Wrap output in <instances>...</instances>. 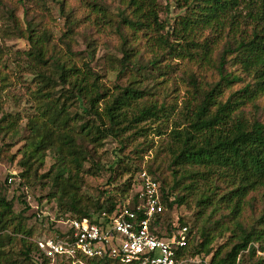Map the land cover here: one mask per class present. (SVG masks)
<instances>
[{
	"label": "trees",
	"instance_id": "16d2710c",
	"mask_svg": "<svg viewBox=\"0 0 264 264\" xmlns=\"http://www.w3.org/2000/svg\"><path fill=\"white\" fill-rule=\"evenodd\" d=\"M125 2L129 15H121V24L132 32H142L148 37L146 43L156 51L196 67L187 76L189 98L182 101L180 108L168 112L163 105L147 100L150 93L145 88L133 86L154 78L150 72H159L162 54L143 63L140 55L134 56L133 48H122L120 73L132 69L141 79H134L109 95L88 63L76 66L68 54L46 60V39L28 29L23 35L30 44L27 56L38 64L50 62L56 77L41 75L43 86L35 96L37 114L27 125L33 141L28 144V156L21 165L27 171L31 159L40 160L49 151L56 159L50 169L51 178H80L86 159L82 140L101 143L108 137H119L130 127L149 120L162 121L175 113L170 132L157 130V134L166 135L170 182L157 178L159 168L140 170L159 183L164 206L156 218H161L162 224L155 221L151 231L164 237L162 228L170 232L173 226L170 212L175 207L192 205L193 224L189 227L178 220V226L173 227L187 228L186 245L177 251L179 259L209 258L207 264H240L247 259L264 264V256H256L264 254V206L254 218L245 217L256 198L264 199V123L243 112V107L254 105L264 96V0H171L183 13L173 16L167 25L159 20L158 0ZM89 5L97 7L98 12L104 10L96 3ZM122 39L124 46L128 38ZM219 45L221 50L214 57ZM208 70L216 73L217 80L203 87L200 77ZM57 84L65 88V94L58 98L42 92ZM234 84L242 86L225 96ZM70 100L78 103L81 115H88L91 121L79 125L77 114L69 113ZM2 121L14 131L18 118L6 115ZM124 188L120 198L106 196L104 189V200L95 201L91 207L82 205L73 195L61 206L65 207L62 212L72 215L70 219L96 222L102 211L112 215L122 208L133 209L139 202L137 179L133 181L131 176ZM197 222L200 227L195 226ZM154 226H158L157 230H153ZM6 229H11L13 235H32V230H26L14 215L13 202L2 196L0 264H17L13 259L16 243L20 246L19 264L72 263L65 257H45L33 242L26 238L17 240L4 233ZM193 233H197L196 241ZM55 234L59 236V232ZM84 262L120 264L110 259Z\"/></svg>",
	"mask_w": 264,
	"mask_h": 264
},
{
	"label": "rangeland",
	"instance_id": "374dc122",
	"mask_svg": "<svg viewBox=\"0 0 264 264\" xmlns=\"http://www.w3.org/2000/svg\"><path fill=\"white\" fill-rule=\"evenodd\" d=\"M125 1L49 0L41 3L34 0H0V197L4 196L6 200L13 202L14 215L24 224L26 230H32V235L28 238L21 234L13 235L11 229L4 231L17 240L26 238L33 242L56 237L55 232H60L63 228L62 222L73 217L70 214L64 215L62 211L65 207H61L73 195L82 205L90 207L95 201L102 202L107 195L120 198L127 180L132 176L135 181L140 170L147 168H159L155 173L157 178L167 182L171 180L168 153L165 151L166 135L157 134V130L170 132L175 113L162 121L149 120L137 127H130L119 137H108L101 143L82 140L80 143L85 149L86 159L82 162L80 178H58L56 181L51 178L53 175L50 169L56 159L49 151L40 160L31 159L27 171L21 165L27 159L28 154L25 156V151L28 144L33 141L27 125L37 114L38 101L35 96L37 90L43 86L40 82L41 75L56 77L50 62L45 65L38 64L27 56L30 44L23 35H27L28 29H31L35 36L46 39V60L68 54L76 66L88 63L100 76L103 89L109 95L114 94L116 88H125L134 79H141L132 69L120 73L122 48H133L134 56L140 55L143 63L162 54L146 43L148 37L142 32H132L121 24V15H129V11L125 9ZM92 3L98 4L104 10L98 12L97 7L89 5ZM158 4L159 20L164 25L170 24L173 16L183 13L173 6L171 0H158ZM122 37L128 38L124 46ZM220 50L221 45L215 51L214 57ZM195 68L162 54L158 63L159 72H150L154 78L133 86L145 88L150 93L147 100L156 102L158 106L163 105L168 112L171 108L177 110L182 106V101L190 96L187 93L190 90L187 76ZM215 80L217 76L212 70L206 71L200 77L203 87L205 83ZM241 86L232 85L225 92V96ZM42 92H50L53 98H58L65 94V88L57 84ZM67 103H71L69 113L71 116L77 114L79 125L91 121L88 115H81L82 110L78 103L72 100ZM243 112L249 118L264 123V96L254 105L243 107ZM6 115L18 118L14 131L2 121ZM69 184L73 186H68ZM104 189L106 196L102 193ZM263 206L264 199L256 198L252 207L246 211L245 217L254 218ZM194 211L192 205L175 207L170 212L171 221L178 226L177 222L181 220L190 227L195 220ZM195 226L200 227V223L197 222ZM192 237L196 241L197 233H193ZM19 249L20 246L16 243L13 259L17 264L20 262L17 256ZM256 256L263 257L264 254L257 253ZM208 260L209 258L203 260L199 257L194 264H207ZM240 264L255 263L245 259Z\"/></svg>",
	"mask_w": 264,
	"mask_h": 264
},
{
	"label": "built area",
	"instance_id": "2783aa9c",
	"mask_svg": "<svg viewBox=\"0 0 264 264\" xmlns=\"http://www.w3.org/2000/svg\"><path fill=\"white\" fill-rule=\"evenodd\" d=\"M137 184L139 202L133 209L122 208L112 215L102 211L96 222L69 219L62 222L59 236L33 243L45 257H65L72 264L101 259L120 264H194L196 259L177 257V251L186 245V227L175 230L173 224L170 232L163 227L161 238L151 231L155 221L162 224L161 218L156 220L164 211L159 183L142 171Z\"/></svg>",
	"mask_w": 264,
	"mask_h": 264
}]
</instances>
